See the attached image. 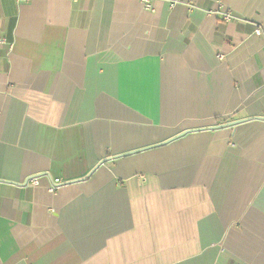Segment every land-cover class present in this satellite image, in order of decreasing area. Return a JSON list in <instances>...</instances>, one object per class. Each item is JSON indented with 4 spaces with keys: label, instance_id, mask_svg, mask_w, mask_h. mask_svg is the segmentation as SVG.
Listing matches in <instances>:
<instances>
[{
    "label": "crops",
    "instance_id": "0c3cea01",
    "mask_svg": "<svg viewBox=\"0 0 264 264\" xmlns=\"http://www.w3.org/2000/svg\"><path fill=\"white\" fill-rule=\"evenodd\" d=\"M150 5L0 0V264H264V0Z\"/></svg>",
    "mask_w": 264,
    "mask_h": 264
},
{
    "label": "built area",
    "instance_id": "2783aa9c",
    "mask_svg": "<svg viewBox=\"0 0 264 264\" xmlns=\"http://www.w3.org/2000/svg\"><path fill=\"white\" fill-rule=\"evenodd\" d=\"M141 2L143 3V6L145 9H148L150 10L151 9V5H150V0H141ZM222 17V19L225 21V22H228V21H231L232 19H234L233 15L229 12H221L219 13ZM256 34H260V30L257 29L255 31ZM5 43V40L4 39H0V45L1 44H4ZM27 183L31 186H36L38 184V178H31L27 181ZM59 185H60V181L58 179L54 180L53 181V184H52V187L49 188V191L50 192H54L56 191L58 188H59Z\"/></svg>",
    "mask_w": 264,
    "mask_h": 264
}]
</instances>
